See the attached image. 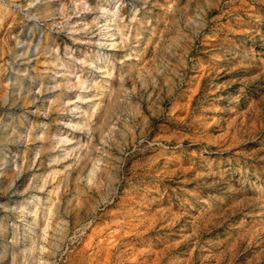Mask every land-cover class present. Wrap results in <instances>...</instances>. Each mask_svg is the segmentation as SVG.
<instances>
[{"label":"rangeland","instance_id":"obj_1","mask_svg":"<svg viewBox=\"0 0 264 264\" xmlns=\"http://www.w3.org/2000/svg\"><path fill=\"white\" fill-rule=\"evenodd\" d=\"M0 264H264V0H0Z\"/></svg>","mask_w":264,"mask_h":264}]
</instances>
